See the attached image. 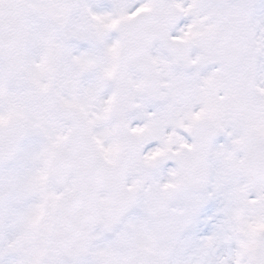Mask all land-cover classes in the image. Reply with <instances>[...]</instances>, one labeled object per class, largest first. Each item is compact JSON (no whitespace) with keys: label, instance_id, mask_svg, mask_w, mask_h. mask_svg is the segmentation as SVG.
I'll use <instances>...</instances> for the list:
<instances>
[{"label":"snow or ice","instance_id":"1","mask_svg":"<svg viewBox=\"0 0 264 264\" xmlns=\"http://www.w3.org/2000/svg\"><path fill=\"white\" fill-rule=\"evenodd\" d=\"M0 264H264V0H0Z\"/></svg>","mask_w":264,"mask_h":264}]
</instances>
